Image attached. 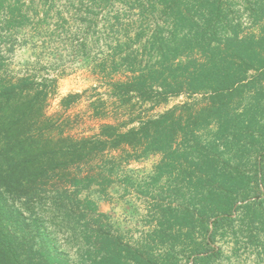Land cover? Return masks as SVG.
<instances>
[{
  "label": "trees",
  "instance_id": "obj_1",
  "mask_svg": "<svg viewBox=\"0 0 264 264\" xmlns=\"http://www.w3.org/2000/svg\"><path fill=\"white\" fill-rule=\"evenodd\" d=\"M67 1L54 34L79 21L89 30L95 9L116 3ZM119 1L138 17L105 20L120 37L100 73L126 75L108 81L111 98L149 108L186 100L76 138L47 115L55 77L0 74V264H67L57 225L79 232L91 264H264V0ZM54 8L56 0H0V42L5 34L12 48L10 38L46 24ZM240 11L257 33L244 31ZM81 95H64L62 108ZM106 104L89 106L99 118ZM151 154L160 155L151 172L129 167ZM115 182L148 203L134 243L101 223L99 200Z\"/></svg>",
  "mask_w": 264,
  "mask_h": 264
},
{
  "label": "rangeland",
  "instance_id": "obj_2",
  "mask_svg": "<svg viewBox=\"0 0 264 264\" xmlns=\"http://www.w3.org/2000/svg\"><path fill=\"white\" fill-rule=\"evenodd\" d=\"M67 4V0H56V8H54L47 23L40 27L37 26V29L34 28L36 25L26 26L21 34L17 35L18 39L10 38L14 40L12 48L10 47L12 41L7 40L5 34L2 36L6 42H0L1 62H3L0 68L1 75L7 78H15L30 74L34 75L39 81L50 77L57 79V87L54 93L52 92V89H54V87L52 88L53 84L50 87V83L45 81L48 90L52 92V95L46 101L45 107L47 115L54 117L58 124L61 123L67 134L76 138L93 135L98 133L100 124L103 122L126 121L138 113H141L144 118L155 116L186 100L185 95L172 97L166 104L154 108H149V103H139L132 107L115 103L110 96L111 91L108 81L121 79L126 75L106 76L100 73V62L111 58L112 55L108 45L120 35L118 30L114 34L112 31H108L105 20L107 18L114 19V15L121 11V23L126 25L130 23V19L138 17V10L137 8L133 10L126 9L121 6L119 0H116V3L111 4L108 9H95L97 14L94 17H92L93 15L89 17V20L93 22L92 28L89 30L85 28L82 21H79V23L66 25L70 29L68 35L54 34L57 29L55 11ZM82 9V11H85L84 8ZM240 12L244 31L257 33L258 27L250 24V20L242 13L243 11ZM77 18L80 19L79 16ZM1 20L2 18H0ZM151 20L149 19L147 23ZM117 28H119V25ZM130 35L133 36L134 33L131 32ZM120 39L124 38L121 37ZM70 40H72L73 45L85 42V51L79 53H77L78 51H72ZM69 93H82V95L68 109H64L60 104V100ZM95 99L106 100L107 104L101 113L103 117H95L92 107L89 106L90 101ZM133 125H138V123H129L127 127ZM159 160V154H151L142 160L132 161L129 167L135 169L137 174L141 176L151 172ZM88 170L87 166L84 167L85 172ZM48 190L46 194L52 195L54 189L50 188ZM107 193L104 198L99 200L100 211L108 215V217L101 218V223L106 229L120 235L124 241L134 243L141 233L147 230L148 212L146 206L148 203L132 191L125 194L124 189L117 182L108 186ZM93 197H97L96 194ZM55 227L59 248L67 255L69 260L67 264H91V260H84V253L88 249V244L78 234L79 232L73 234L71 230L65 227L62 228L58 225Z\"/></svg>",
  "mask_w": 264,
  "mask_h": 264
}]
</instances>
